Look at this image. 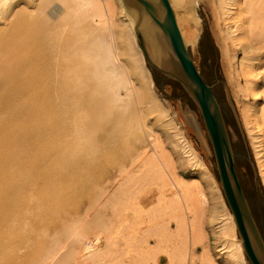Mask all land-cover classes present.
<instances>
[{
    "label": "bare ground",
    "instance_id": "bare-ground-1",
    "mask_svg": "<svg viewBox=\"0 0 264 264\" xmlns=\"http://www.w3.org/2000/svg\"><path fill=\"white\" fill-rule=\"evenodd\" d=\"M169 1L187 49L207 16L237 59L264 183V0ZM141 36L174 67L168 39L124 0H0V264H196L208 197L171 168L172 152L184 166L198 155L155 92Z\"/></svg>",
    "mask_w": 264,
    "mask_h": 264
},
{
    "label": "rangeland",
    "instance_id": "rangeland-1",
    "mask_svg": "<svg viewBox=\"0 0 264 264\" xmlns=\"http://www.w3.org/2000/svg\"><path fill=\"white\" fill-rule=\"evenodd\" d=\"M159 5H162L160 0ZM119 18L121 19V16ZM121 20H123V18ZM212 25V17L205 16L203 29L200 35L201 38L196 45V47L198 46L197 49L192 45H189L188 49L198 70L202 73L209 85L216 86L219 83L217 94L222 104L224 118L227 124L226 128L232 139L233 145L245 158L244 164L256 191V202L261 207L259 209H262L264 215V183L260 174L256 150L252 138L247 131L246 121L242 115L244 106H252L254 100L244 96L240 90L241 88L238 85L240 79L237 77L236 71V67L238 66V62L236 63L237 59L233 60L225 57L221 47L215 40L212 32ZM138 41L137 38V44L139 48H141ZM141 51L144 55L142 48ZM168 52L174 55L171 46ZM175 61V65L179 67L176 58ZM146 65L154 79L155 92L159 99L165 108L169 110V116H172H170V118L176 120V124L178 123L177 125L180 127L185 139L189 141L198 155V158L195 159V166H184L179 161L180 154L175 152L176 155L172 152L173 160L176 164L174 165L175 168H171L175 170L178 179L187 184L189 183V185H197L199 189L202 188L201 193H205V196L208 197V213L203 221V229L201 230L202 235H200L197 240L199 244L197 243V247H195V256L197 259L194 258V263L204 264L205 262L206 264H211L215 262V264H244L243 262H245L246 264H251L246 253V261H242L235 250L237 241H243L239 234L238 227L236 237L232 233H224L225 228L228 227L230 223L229 217L231 214L233 215V213L224 196L225 194L217 168L212 142L196 100L186 84L171 78L166 79L152 69L147 61ZM175 65L168 69L164 68V70L172 73L176 70ZM257 131L258 130H255V133H257ZM257 141L258 140H256V142ZM172 148L173 147L170 148L171 151ZM201 163H204L208 172L197 168V164ZM173 164L169 163V168L172 167ZM207 256H210V259L214 262H211ZM203 257L207 259L204 258L205 261L202 262Z\"/></svg>",
    "mask_w": 264,
    "mask_h": 264
},
{
    "label": "water",
    "instance_id": "water-1",
    "mask_svg": "<svg viewBox=\"0 0 264 264\" xmlns=\"http://www.w3.org/2000/svg\"><path fill=\"white\" fill-rule=\"evenodd\" d=\"M161 2L166 13L165 24L156 17L157 11L151 0H124L128 13L133 8H138L142 14L144 13L145 17L147 16L151 19L152 23L157 26V28H159L163 35L168 39L174 53L172 58L177 59L182 70L183 76L179 77L182 80V83L186 84L190 89L205 121L219 166L224 194L235 217L239 234L243 240L245 253L251 264H262L254 249L248 230L247 220H249V216L247 205L236 174L228 131L224 123L220 106L212 92V87L204 81L196 64L190 56L178 27L176 16L170 1L161 0ZM138 38L148 64L165 73L171 74L158 67L153 62L146 48L143 37L141 36ZM171 75L175 78H179L173 74ZM249 223L252 224V221H249Z\"/></svg>",
    "mask_w": 264,
    "mask_h": 264
},
{
    "label": "flooded vegetation",
    "instance_id": "flooded-vegetation-1",
    "mask_svg": "<svg viewBox=\"0 0 264 264\" xmlns=\"http://www.w3.org/2000/svg\"><path fill=\"white\" fill-rule=\"evenodd\" d=\"M152 69L157 71L161 76L165 77L166 79L171 78V79H174L176 81L182 82L180 77L179 78L173 77L171 75L172 74L171 72H170L171 74L165 73V72L157 69L156 67H152ZM166 72H168V71H166ZM200 74H201L202 78L204 79V81L209 85V83L206 81V79L204 78V76L202 75L201 72H200ZM218 84L216 86H211L212 92H213L214 96H216L215 98H217L216 100L220 106L222 116L224 119V123H225V125H227L225 118H224V115H223L224 112H223L222 104H221L219 95L217 94V87L219 86ZM228 136H229V140H230V146H231V150H232L236 174H237L238 180H239L241 188H242V193H243L245 203L247 205V211H248V216H249V220H247L248 230H249V233H250V236L252 239V244L254 246V249H255L260 261L262 262V264H264V254H263V252H264V215H263L262 209H259L261 207L256 202V200H257V196H255L256 191H255V188L253 186L251 177L249 176L247 168L244 164L245 158H244V156H242L238 152V149L233 145L232 139H231L229 133H228ZM214 154H215V152H214ZM215 159H216V155H215ZM249 221H252V224H250Z\"/></svg>",
    "mask_w": 264,
    "mask_h": 264
}]
</instances>
